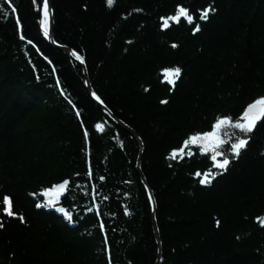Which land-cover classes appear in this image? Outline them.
<instances>
[{"label":"trees","instance_id":"1","mask_svg":"<svg viewBox=\"0 0 264 264\" xmlns=\"http://www.w3.org/2000/svg\"><path fill=\"white\" fill-rule=\"evenodd\" d=\"M181 3L194 23L163 29L160 18ZM12 6L0 0V199L11 195L24 221L0 215V264H155L137 140L93 100L81 64L44 37L42 0ZM53 9L56 43L84 56L93 91L144 143L161 264H264V120L211 185L195 175L212 167L211 153L190 146L194 155L168 158L264 96V0H53ZM175 66L173 89L163 69ZM64 180L58 207H48L42 193Z\"/></svg>","mask_w":264,"mask_h":264},{"label":"snow or ice","instance_id":"2","mask_svg":"<svg viewBox=\"0 0 264 264\" xmlns=\"http://www.w3.org/2000/svg\"><path fill=\"white\" fill-rule=\"evenodd\" d=\"M5 2L10 6L11 12L16 13L17 9L15 6H12V0H5ZM33 3H36V0H33ZM106 3L109 7H112L116 0H106ZM0 11H3L0 9ZM139 11V10H137ZM215 9L212 4L202 11H199V19L201 21H206L209 18L210 12H214ZM42 13L43 18L40 21V26L43 29L44 37H49L50 29H51V17L52 13L50 11L49 0H42ZM7 12H4V15H7ZM182 18H184L188 24L194 23V15L190 12V7L185 6L183 3L179 4L175 13L168 15L166 17H161L160 19L163 21L161 27L163 29H169L172 24L170 22L179 25L181 24ZM16 23H20L19 16H16ZM201 31V26L199 23L195 24L193 32ZM20 38L25 39L23 32L21 31ZM29 44L33 42L31 40L27 41ZM128 43H132V41H128ZM173 48L177 47V45L173 44ZM71 55L75 57L77 61L80 63H84V56L81 55L78 51L73 50ZM55 71V69H53ZM181 68L178 66L168 67L163 69V77L164 81L171 85L174 89L177 80L181 77ZM57 84H59V79L57 78ZM148 91V89H145ZM63 93V89H61ZM91 95L100 103L104 104V101L101 99L99 95L95 92H92ZM162 104H167V100H162ZM76 115L80 116L81 113L79 110L76 111ZM264 120V96L255 99L254 102L247 104L246 108L243 110L242 115H240L237 119H233L231 115H223L217 117L214 125L212 126L211 131L205 132H197L191 134L187 139L183 141V147L177 149H173L169 155V159H176L177 157L183 159L185 155L192 156L194 153L191 151L190 146H195L199 149L201 153H211V161L212 167L208 168L206 171L201 173L200 171H196L195 175L197 177H202L199 180L201 185H211L212 182L216 179L217 176L223 175L224 172L228 170L229 164L231 160L229 159V155H231L232 159L239 158L241 151L245 150L249 141L251 139V133L257 128L258 122ZM95 128L104 131V125L97 123ZM223 132V136H222ZM85 136L88 135L87 129H85ZM225 145L229 147L225 149ZM185 149H189L185 152ZM213 168L217 171H213ZM90 174V173H89ZM103 180V177H100ZM69 185L68 180H64L62 183L56 184L54 187H50L44 190L42 195L47 197V206L55 207L60 196L64 193ZM35 195V194H33ZM148 198L152 199V194L149 192ZM36 207H42L41 204L37 203ZM58 211L64 213L68 220H72V214L67 212L64 207L58 208ZM88 211H92L91 208ZM0 215L6 216L8 218L18 217V219L23 222L24 215L22 213H18L15 210L14 199L11 195H4L2 199H0ZM261 221V225L264 226V218H259ZM217 227L220 225L219 219L216 220ZM100 227L103 228V222L101 221ZM4 228V223L0 220V229Z\"/></svg>","mask_w":264,"mask_h":264},{"label":"water","instance_id":"3","mask_svg":"<svg viewBox=\"0 0 264 264\" xmlns=\"http://www.w3.org/2000/svg\"><path fill=\"white\" fill-rule=\"evenodd\" d=\"M49 5H50V11L52 13V17H51V29H50V35L48 38L49 42L51 43V45H53L55 48L65 52L66 54L70 55L77 63L81 64L82 68H83V72H84V80H85V84L87 87V90L89 91L90 95L93 91V88L91 86V82L89 79V74H88V69L86 67L85 62L84 63H80L79 61H77L75 59V57H73L71 55V52L73 51V49L59 45L56 43L55 39H54V26H55V12L53 9V0H49ZM91 97L93 98V100L99 104V106L106 112V114L109 116V118L115 122L118 126H120L121 128L125 129L126 131H128L131 135L134 136V138L137 140L138 144H139V148H140V155H139V160H138V169L140 171V175H141V179L143 181L144 186L146 187L148 193L150 192L152 194V207H153V212H152V216H153V226H154V231H155V237L158 243V256H157V261L155 264H161L162 262V256H163V245H162V240H161V235L158 229V225H157V219H156V213H157V204L155 201V197H154V193L151 190L144 174L142 173L141 170V163H142V158H143V153H144V143L141 139V137L139 136V134L134 131L131 127H129L126 123H124L123 121H121L118 117H116L110 110L109 108L105 105V104H100L92 95Z\"/></svg>","mask_w":264,"mask_h":264},{"label":"rangeland","instance_id":"4","mask_svg":"<svg viewBox=\"0 0 264 264\" xmlns=\"http://www.w3.org/2000/svg\"><path fill=\"white\" fill-rule=\"evenodd\" d=\"M46 203H47V197H45V200H44ZM49 207V206H48ZM58 206H57V204H56V206L55 207H53V208H57Z\"/></svg>","mask_w":264,"mask_h":264}]
</instances>
